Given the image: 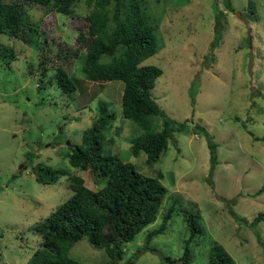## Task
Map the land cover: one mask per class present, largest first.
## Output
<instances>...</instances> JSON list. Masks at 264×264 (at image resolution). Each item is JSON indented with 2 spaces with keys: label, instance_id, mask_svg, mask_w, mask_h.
<instances>
[{
  "label": "rangeland",
  "instance_id": "rangeland-1",
  "mask_svg": "<svg viewBox=\"0 0 264 264\" xmlns=\"http://www.w3.org/2000/svg\"><path fill=\"white\" fill-rule=\"evenodd\" d=\"M143 1L156 24L158 45L143 63L162 70L154 82L153 98L175 121L174 127L185 125V130L173 132L175 142L169 141L151 164L144 152L135 156L130 151V138L139 130L120 113L121 81L88 80L78 60L71 74L81 90L65 94L54 85L38 89L37 73H28V64H36L34 45L0 37L16 52L12 60L0 58V264H27L39 244L32 227L72 194L68 176L77 169L62 153L69 144H80L99 102L116 115L104 136L103 153L132 163L146 176L161 173L167 193L155 221L124 245L121 260H112L85 238L71 247V257L82 264H181L188 244L192 252L188 264H207L209 248L216 242L235 264H263L264 221L248 227L228 210L249 222L264 212V191L253 194L264 186V141L254 139L264 136V0H229L232 10L223 0ZM250 2L254 12L248 9ZM91 7L87 0L72 5L82 15ZM45 10L32 7L28 15L38 22L48 15ZM216 13L223 27L211 52ZM55 16L63 40L70 44L75 32L69 17ZM156 124L162 128L161 117ZM196 124L216 143L214 161ZM39 162L65 168L69 175L38 183L31 167ZM78 174L89 187L102 186L90 171ZM231 199L232 204L226 202ZM171 205L166 228L146 244L147 232L160 225ZM182 209L198 213L203 235L190 237ZM164 257L179 260L171 263Z\"/></svg>",
  "mask_w": 264,
  "mask_h": 264
},
{
  "label": "trees",
  "instance_id": "trees-1",
  "mask_svg": "<svg viewBox=\"0 0 264 264\" xmlns=\"http://www.w3.org/2000/svg\"><path fill=\"white\" fill-rule=\"evenodd\" d=\"M223 1L226 8L232 10L229 0ZM75 2L0 0V37L7 36L34 45L36 64H28V73H37L38 89L54 85L65 94L81 90L79 82L71 74V68L78 60H81V72L88 80L121 81L120 113L139 130L137 136L130 138V151L135 156L144 152L146 162L154 163L166 150L169 141L175 142L173 132L185 130L183 123L174 127L175 121L166 116L153 98L154 82L162 70L155 64L143 63L157 51L156 24L143 0H87L92 7L85 15L73 11ZM32 7L45 8L49 13L38 22L32 21L28 15ZM248 9L254 12L251 2ZM55 13L69 17V26L75 32L70 44L63 40L56 26ZM222 27L216 13L211 52L218 45ZM4 57L12 60L16 52L12 46L0 42V58ZM97 110L91 124L83 129L80 144H69L62 153L69 165L77 169V173L68 176L72 194L32 227L39 237V244L27 264H82L69 255L71 247L82 238L95 248L104 249L112 260H121L124 245L133 241L157 217L167 193L159 180L161 173L146 176L138 172L132 163L117 155L103 153L104 136L116 115L105 102H99ZM157 117L162 119L160 129L156 124ZM196 128L204 133L210 159L214 161L216 143L202 126L196 124ZM254 139L264 141V136H254ZM86 170L90 171L94 182L102 186L89 187L78 174ZM31 171L35 181L42 184L53 183L68 174L65 168L41 162L32 166ZM263 191L264 186L253 194L256 196ZM226 202L232 204L234 199ZM173 209L172 205L169 206L162 215L160 225L147 232L146 244L154 235L164 231ZM182 210L190 237L203 235L205 230L198 213L192 209ZM228 211L248 227L264 221V212H259L249 222L235 215L232 208ZM163 259L171 263L181 259V264H188L192 252L186 244L179 259ZM207 264L235 262L222 245L213 242L208 251Z\"/></svg>",
  "mask_w": 264,
  "mask_h": 264
},
{
  "label": "water",
  "instance_id": "water-1",
  "mask_svg": "<svg viewBox=\"0 0 264 264\" xmlns=\"http://www.w3.org/2000/svg\"><path fill=\"white\" fill-rule=\"evenodd\" d=\"M178 264H180V263H178Z\"/></svg>",
  "mask_w": 264,
  "mask_h": 264
}]
</instances>
